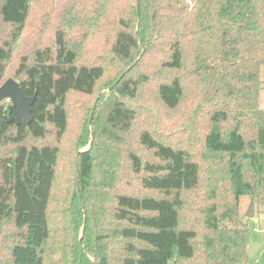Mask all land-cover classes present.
Masks as SVG:
<instances>
[{
    "label": "trees",
    "instance_id": "1",
    "mask_svg": "<svg viewBox=\"0 0 264 264\" xmlns=\"http://www.w3.org/2000/svg\"><path fill=\"white\" fill-rule=\"evenodd\" d=\"M36 2L0 0V87L35 96L30 122L0 101V264H248L242 200L264 205V0H49L46 42L31 38ZM96 37L111 76L79 60ZM102 81L69 145L71 94Z\"/></svg>",
    "mask_w": 264,
    "mask_h": 264
},
{
    "label": "rangeland",
    "instance_id": "2",
    "mask_svg": "<svg viewBox=\"0 0 264 264\" xmlns=\"http://www.w3.org/2000/svg\"><path fill=\"white\" fill-rule=\"evenodd\" d=\"M47 1L49 0H37V2L34 4V6H36V12H34L32 21H30V32L31 35H33L31 38L39 39L43 42H46L50 38H52L51 29L53 27V22L50 21L49 24L42 25L44 12L43 10L39 12V9L42 8V6H44L47 3ZM48 15L51 16V13H48ZM85 38L86 36L80 33H78V36H76V39H78L79 42L81 40L84 42ZM97 39L98 37H96L93 42H95ZM82 41L81 43H83ZM97 42L98 44L94 48H91L90 50L84 44L83 48L80 51L79 60L81 62H87V63H90L91 61L100 62L101 60H106L109 65V67H107V76H111L112 75L111 70L113 68L110 67L112 66L111 63L113 62V60L112 58H110L108 52L110 43H107L101 38H99ZM22 51H26V50L22 47L18 50L16 56H14V59L11 64V71L10 73H8V76L14 75L15 68H17L18 58L23 53ZM262 79H264V68H263ZM107 90H109V87L107 86V82L102 81L99 88L91 96L82 95L80 93L71 94L69 101V106L71 111L69 136L71 142L69 143V145H73L76 137L80 135L82 126L84 124V120H87V122L93 125L94 114L97 111V108L95 106L97 105V101L100 95ZM149 94L152 97V99L149 102L150 107L152 108L159 107L156 101L154 102L153 100L154 99L153 92L151 91L149 92ZM260 104L262 107H264V88L262 89ZM183 120H184L183 117H179L177 121L182 122ZM196 129L199 132L203 133L205 129L203 121L199 122L196 125ZM52 139L53 137H50L47 139V141H50ZM71 158L74 159V156ZM63 161L64 162H62L63 166L61 168V172L63 173V175H66L63 176V178L70 180L72 178V174H74V160H71V164L69 162L68 165H67V157L63 158ZM250 204L251 203L249 198H243L241 207H242V211H245V215L249 209ZM258 209L260 211L258 210L259 213L257 214L255 212V218H254L256 228H251V230L249 231L248 264H264V216H260L261 214H264V205ZM1 253L2 252L0 251V257L2 255Z\"/></svg>",
    "mask_w": 264,
    "mask_h": 264
},
{
    "label": "water",
    "instance_id": "3",
    "mask_svg": "<svg viewBox=\"0 0 264 264\" xmlns=\"http://www.w3.org/2000/svg\"><path fill=\"white\" fill-rule=\"evenodd\" d=\"M3 99H11L16 107L15 119L17 123L21 121L30 122L33 119V113L31 106L35 101V96H26L21 92L20 84L14 78L8 79L0 87V101ZM12 117L10 121H12ZM246 217L254 218L255 210L253 203L250 204L249 209L246 213Z\"/></svg>",
    "mask_w": 264,
    "mask_h": 264
},
{
    "label": "crops",
    "instance_id": "4",
    "mask_svg": "<svg viewBox=\"0 0 264 264\" xmlns=\"http://www.w3.org/2000/svg\"><path fill=\"white\" fill-rule=\"evenodd\" d=\"M260 216H264V214H261Z\"/></svg>",
    "mask_w": 264,
    "mask_h": 264
}]
</instances>
